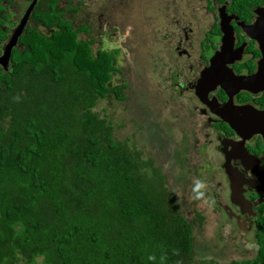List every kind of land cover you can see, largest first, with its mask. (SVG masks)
<instances>
[{"label":"trees","instance_id":"obj_1","mask_svg":"<svg viewBox=\"0 0 264 264\" xmlns=\"http://www.w3.org/2000/svg\"><path fill=\"white\" fill-rule=\"evenodd\" d=\"M55 19L57 31L25 34L9 71L0 67V264L200 263L196 244L203 239L207 249L220 228L205 215L215 209L198 185L182 194L208 208L192 219L182 211L173 192L182 180L157 158L168 162L156 134L168 126L153 130L157 142L144 135L145 123L133 132L143 143L117 137L114 112L100 117L95 107L127 99V85L113 83L123 74L120 50L93 52L81 29ZM257 238L254 257L229 264H264V229Z\"/></svg>","mask_w":264,"mask_h":264},{"label":"flooded vegetation","instance_id":"obj_2","mask_svg":"<svg viewBox=\"0 0 264 264\" xmlns=\"http://www.w3.org/2000/svg\"><path fill=\"white\" fill-rule=\"evenodd\" d=\"M95 1L0 0V55L30 8L12 52L24 48L27 33L57 31L56 14L63 24L81 29L78 37L92 46L93 33L97 39L104 33L107 39L108 33L120 32L113 11L120 12L121 0ZM170 4L169 23L157 41L164 50L156 64L158 86L164 89L158 94L161 108L172 115L164 122L150 118L146 123L168 126L173 136L164 131L163 148L173 173L182 180V164L189 166L187 174H195L189 188L192 192L198 185L197 194L213 204L215 225L228 234L224 242L233 252L254 257L257 234L264 229V0H174V10ZM230 121L234 126L241 121L242 131ZM191 152L197 162L189 165ZM234 182L239 186L233 199L237 204L231 198Z\"/></svg>","mask_w":264,"mask_h":264},{"label":"rangeland","instance_id":"obj_3","mask_svg":"<svg viewBox=\"0 0 264 264\" xmlns=\"http://www.w3.org/2000/svg\"><path fill=\"white\" fill-rule=\"evenodd\" d=\"M121 1L124 3V5L120 7L122 12L117 11L116 14V11H113V17L114 22L116 24L121 23L125 30L122 33L110 32L108 33L109 38L107 39H105L106 36L104 33H100L101 36L98 37L99 39L95 38L94 33L90 38L96 41L92 46L93 52H95L98 47H100L101 50L106 49L107 51L116 48L120 50L116 58L118 66L123 74H115L116 77L113 78V83H123L127 85L125 90V96H127V99L126 101L113 103L108 100L101 101L95 107V111L98 114L102 113V109H105L106 112H114V115H112L115 117L114 122L122 124V127L115 128L114 130L117 137L124 139L126 137L131 138L133 135L139 136L137 141L143 143L145 140L144 135H146L149 138L148 141L157 142L156 137L153 134V130H156L160 124H147L145 113L148 111V114L146 115L147 119L156 117L155 119L159 118L160 120H163V122L165 121V116L169 115L171 117L172 115L171 113L164 115L161 108L162 103L158 94H162L164 89L158 86V72L160 66L156 64V60H158V54L164 50V48L161 45L159 46L157 43V41L162 38L163 33L162 31L161 34H159V31L162 30V27L165 24L169 23V3L171 2V10H174V0ZM127 1H130V3L128 4ZM95 2L102 5L105 3L104 0H98ZM94 19L95 22L98 20L97 17H94ZM129 23L131 24L130 26ZM147 108L149 109L146 111ZM167 109L170 111L172 106L170 104L167 105ZM142 114L144 115V118H141ZM143 123L146 125L144 128ZM138 128L144 129V135L142 133L139 135L133 133L136 130H139ZM158 133L160 140H163L164 132L156 131V134ZM165 133L173 136L171 130L165 131ZM181 145L184 146L185 143L182 142ZM166 146H168V144H166ZM145 152L147 155L146 150ZM146 155L144 157H146ZM163 156L164 155L157 154L158 160L162 161V167H165L167 161ZM179 158H181V156ZM188 159H190V163L187 162L189 165L192 161L197 162L194 152L190 153ZM170 163L171 161L168 159V165H170ZM188 167L185 163L182 164L179 174L183 176V179L182 181H177L176 189H173V192L179 200L182 198L184 199L185 207L182 211L186 214V217L188 216L192 219L196 216V213L208 208L209 204L205 200L200 201L198 199H194L196 196H193L190 193L182 194V192L185 191L191 192L189 183L192 180L191 178L195 176V174H187ZM184 174H186L185 178ZM195 200L198 201L196 205L191 209L190 207L188 208V204L190 205V202H195ZM222 204L223 203L220 202L219 207H221ZM210 210L211 209H207L205 215L207 218L213 219V215ZM202 221V226L206 228L205 220ZM218 238L219 240L212 238L209 242H207V249H205L201 243L203 239L196 244L200 255L196 256L197 260H200V263L197 264H203L201 263L202 260L209 259L214 260L218 264H229L233 260L243 261L251 257V255L244 253L243 251L233 252L234 249H232L231 244H227L223 240L228 238V234L226 232H222L220 230ZM240 238L244 241V231H242ZM202 255L206 256L201 257Z\"/></svg>","mask_w":264,"mask_h":264},{"label":"water","instance_id":"obj_4","mask_svg":"<svg viewBox=\"0 0 264 264\" xmlns=\"http://www.w3.org/2000/svg\"><path fill=\"white\" fill-rule=\"evenodd\" d=\"M31 9V8H30ZM30 9L27 11V13L24 15V18L23 20L21 21V23L17 26L16 30L14 31V33L12 34L9 42L7 43V45L3 48L2 50V53L0 55V67L4 70V71H7L8 69H10V65H9V61L11 59V52L13 50V48L15 47L16 45V42H17V39L20 37L22 31H23V27H24V23L28 17V14L30 12ZM231 38V37H230ZM225 48V47H224ZM222 50L224 51V49L222 48ZM213 61V60H212ZM208 83V81L205 82L204 86ZM217 83V82H216ZM232 88V87H231ZM211 89V88H209ZM198 94L200 93L199 91L197 92ZM227 120V119H225ZM230 125H232L234 127L235 130L237 131H242L243 129V124L240 122H238V124H236V126L233 125V123L230 121ZM225 167L227 168V173L231 176V177H234L232 176L231 172H230V169H228L227 165H225ZM229 171V172H228ZM237 181V180H236ZM238 189H239V186L236 182L232 184V193H231V198L232 200L237 196L238 197ZM240 195V194H239ZM235 201V203L237 204L238 202H236L237 200H233ZM241 205V203L239 204Z\"/></svg>","mask_w":264,"mask_h":264},{"label":"clouds","instance_id":"obj_5","mask_svg":"<svg viewBox=\"0 0 264 264\" xmlns=\"http://www.w3.org/2000/svg\"><path fill=\"white\" fill-rule=\"evenodd\" d=\"M161 107H162V105H161Z\"/></svg>","mask_w":264,"mask_h":264}]
</instances>
